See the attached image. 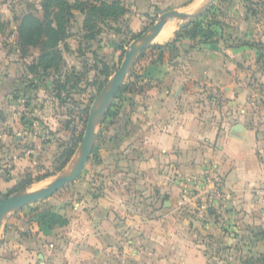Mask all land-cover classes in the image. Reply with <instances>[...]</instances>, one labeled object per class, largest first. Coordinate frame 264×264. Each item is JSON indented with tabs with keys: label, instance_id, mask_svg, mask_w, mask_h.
<instances>
[{
	"label": "crops",
	"instance_id": "obj_1",
	"mask_svg": "<svg viewBox=\"0 0 264 264\" xmlns=\"http://www.w3.org/2000/svg\"><path fill=\"white\" fill-rule=\"evenodd\" d=\"M121 1L127 13L99 24L92 40L85 15L74 11L58 46L60 70L43 73L31 71L38 51L18 46V22L31 6L18 12L12 0H0V195L25 172H53L63 160L73 143L65 122L96 93L103 66L111 73L163 13L197 11L204 0ZM179 25L167 22L152 46L171 43ZM215 40L184 38L161 63L149 61L148 49L138 56L134 66L144 69L118 114L101 120L80 183L40 201L39 212L57 224L41 230L26 208L12 214L0 264H257L264 254V94L247 82V47ZM207 179L220 181V197L205 196ZM196 190L199 211L183 213L179 201Z\"/></svg>",
	"mask_w": 264,
	"mask_h": 264
},
{
	"label": "trees",
	"instance_id": "obj_2",
	"mask_svg": "<svg viewBox=\"0 0 264 264\" xmlns=\"http://www.w3.org/2000/svg\"><path fill=\"white\" fill-rule=\"evenodd\" d=\"M39 9L41 15H36L33 11L28 10V12L19 19L16 33L18 37V46L22 52L26 53L28 48L38 51L36 65L31 67V71L40 69L43 73L49 69L54 71L60 70L62 59L58 46L68 37V26L73 20L74 11H79L85 15L83 28L86 40H92L100 33L99 24H103L105 21H117L128 11L121 0H76L74 3H70L68 0H41L39 3ZM153 23L154 20H151L150 26ZM191 24L192 23L189 22L184 28L179 30L175 39L171 43L164 46L153 45L149 47L148 54L154 53V55H151L152 57H149V61L151 62L154 59L157 63L163 62L166 53L169 54L170 52H174L176 43L184 38L191 41L196 39L208 40L209 38H212L213 35L211 31L202 34L203 29L201 25L196 26L193 33H191V31L190 33H187V30L192 26ZM146 54L145 51L141 53L139 59L143 58ZM137 63L138 61L126 82L122 85L112 101L109 110L106 113V117L117 115L119 104L125 100L124 95L131 93L133 81L137 79L138 73L142 72L144 69V67ZM102 73L105 76L103 80L104 84L111 73L107 72L105 66L102 67ZM102 85L101 82L98 84V91ZM65 98L67 101L71 99L70 94L67 95V97L65 96ZM65 100L62 99V101ZM91 101L92 97L89 96L85 105H90ZM85 110L86 107L83 109L79 108L75 113V120H78L82 126L85 125L87 117ZM65 127H70L73 137L72 141L74 139H79L77 126L74 125L72 121L66 122ZM94 153L95 152H93L92 157H94ZM72 155V149H65V152L62 155V161H68ZM51 176H53V172H50L45 168L37 170L32 175H30L29 172H25L23 180H25L26 177H29L30 182L24 183V181L20 179V181L17 182L11 190L7 191L4 196L8 197L21 189H26V187H29L32 183L40 182ZM38 204H36L34 208L28 206L27 210L30 213H34V218L37 219L36 222H38L41 230L52 228V226L57 224L59 218L51 217L46 212H39ZM257 264H264V254L260 255Z\"/></svg>",
	"mask_w": 264,
	"mask_h": 264
},
{
	"label": "rangeland",
	"instance_id": "obj_3",
	"mask_svg": "<svg viewBox=\"0 0 264 264\" xmlns=\"http://www.w3.org/2000/svg\"><path fill=\"white\" fill-rule=\"evenodd\" d=\"M38 1L39 0H12L11 5L18 12H21L24 9H26V7L31 6L29 9L30 11H33L36 15H41L40 9L35 10V8L33 7V5L37 4ZM206 1L207 0L203 1V5L205 4ZM195 11L196 10H193V11L185 10L184 12L188 13V14H192ZM176 21L179 24L186 23V25L189 22L192 23L191 24L192 26L189 28V30H187V33H190V31H191V33H193L195 27L201 25L202 29L205 32H207V31L212 32V35H213L212 37H214V39H216L215 41H221L228 48H241L243 46L247 47L245 50H243L244 54L248 58L251 57L250 58L251 60L250 59L248 60L249 63L253 62L251 64V66H249V67L247 66L248 67L247 69H250L249 70L250 72H248L249 78H248L247 82L250 85H254L255 87H257V89H261L262 94H264V0H213L212 3L208 6V8L201 15L194 17L193 19L189 20L188 22H184L183 20H176ZM68 27H72V26H70V24H69ZM198 41H199V39H197V42ZM151 46H149V47H151ZM148 48H146V49H148ZM144 51H142L141 53H143ZM141 53L139 55H141ZM123 56H124V54L122 55V59H123ZM119 64L120 63H117V66H115V68H113V70H112L113 74L116 71V69L118 68ZM252 69H255V70H252ZM103 80L104 79L101 80V85L103 84ZM108 80L109 79H107V81ZM107 81H106V83H107ZM106 83H104L102 85V87L99 89V91H98V85L95 84L96 93L91 95V97H92L91 104L90 105H88V104L84 105V107H86L85 112L87 114L85 125L82 126V124H80L78 122V120L74 121V120H72V118L70 120V121H74L73 123H74V125L77 126V129L79 132V139H74L71 148H69V149H72V151H73V155L71 156V158L68 161L67 160L57 161V163L52 167V170H54L53 176H51L45 180H42L40 182L32 183L31 185H29V187H26V189H21L17 192L27 191V190L33 192V191L39 190L42 187H44L45 185L51 183V181L56 176L64 174L67 171L68 164L73 159V157H74V155H75V153H76V151L80 145L81 139L84 135L86 123H87V119H88V115H89L92 103L94 102V99L96 98V96H98L99 92L102 90V88L105 86ZM89 96L86 97V101H87V98ZM62 98L64 100L66 99L65 96H63ZM262 98H264V95H262ZM60 101H61V99H60ZM65 102H67V100H65ZM66 105H68L71 109L72 106L70 103H68ZM68 112L71 113L70 111H68ZM99 127H100V125L97 127V137H98V133H99ZM66 129L70 130V127H67ZM62 135L61 136L64 138V134H62ZM66 136H67V134H66ZM58 141L59 142L57 144L60 145L62 142L61 138H58ZM92 154H93V152H92ZM92 154H91L88 162L86 163V165H85L82 173L80 174V176L71 184L63 187L62 188L63 190L66 188L72 189L74 187V185H78V183H80L79 180L82 179L85 171H87V169L90 168V166L92 164V160L94 159V157H92ZM33 173H34V171L29 172L30 175H32ZM23 177H24V175L21 177L22 180L24 179ZM23 181H24V183H26V182L28 183V182H30V178L26 177L25 180H23ZM62 189H60V190H62ZM41 201L43 202V200H41ZM42 202L37 201V202H34L28 206L34 208L36 204L39 203L38 205L40 206L41 205L40 203H42ZM28 206H26L24 208L27 209ZM24 208H22V209H24ZM21 210H19V211H21ZM19 211H17V212H19ZM17 212H15V213H17ZM11 215L12 214L7 216V218L3 222V225H2V228L0 231V236L3 233L4 225H5L6 221L8 220V218Z\"/></svg>",
	"mask_w": 264,
	"mask_h": 264
},
{
	"label": "water",
	"instance_id": "obj_4",
	"mask_svg": "<svg viewBox=\"0 0 264 264\" xmlns=\"http://www.w3.org/2000/svg\"><path fill=\"white\" fill-rule=\"evenodd\" d=\"M212 1L213 0H207L200 9L192 14L182 11H167L160 16L155 24L132 41L125 51L118 68L94 99L88 115L84 135L73 159L68 165L67 171L64 174L56 176L51 183L39 190L33 192L28 190L21 191L8 197L0 195V231L7 216L34 202L50 198L80 176L93 152L97 139V127L100 125L112 101L116 97L127 76L130 74L139 54L152 45L155 37L160 33L167 22L174 20L188 22L194 17L201 15ZM185 25L186 23H181L178 26V30H181Z\"/></svg>",
	"mask_w": 264,
	"mask_h": 264
},
{
	"label": "built area",
	"instance_id": "obj_5",
	"mask_svg": "<svg viewBox=\"0 0 264 264\" xmlns=\"http://www.w3.org/2000/svg\"><path fill=\"white\" fill-rule=\"evenodd\" d=\"M205 186H210V189L207 190V194L205 196L220 197L221 195L220 181L207 179ZM200 200L201 198L199 191L196 190L194 193H191V195L181 199L178 203V207L183 213H188V212L191 213L193 211L198 212L199 204L201 202Z\"/></svg>",
	"mask_w": 264,
	"mask_h": 264
},
{
	"label": "bare ground",
	"instance_id": "obj_6",
	"mask_svg": "<svg viewBox=\"0 0 264 264\" xmlns=\"http://www.w3.org/2000/svg\"><path fill=\"white\" fill-rule=\"evenodd\" d=\"M202 1V0H201ZM200 2V1H199ZM196 5V4H195ZM189 8V7H188Z\"/></svg>",
	"mask_w": 264,
	"mask_h": 264
}]
</instances>
